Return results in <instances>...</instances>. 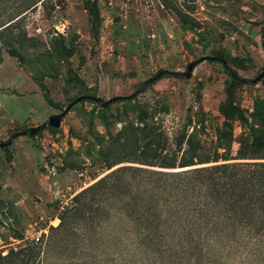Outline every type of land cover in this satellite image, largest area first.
Masks as SVG:
<instances>
[{"label": "rangeland", "instance_id": "1", "mask_svg": "<svg viewBox=\"0 0 264 264\" xmlns=\"http://www.w3.org/2000/svg\"><path fill=\"white\" fill-rule=\"evenodd\" d=\"M91 1L0 0V24L15 21L0 37V142L16 136L0 149V264H264V230L222 225L152 241L113 213L92 229L81 217L54 229L72 197L106 171L101 151L128 158L146 126L171 150L186 132L211 150L221 136L219 152L231 157L264 156L253 147L255 136L264 140V78L231 86L211 61L107 109L81 101L59 128L25 135L79 96H129L161 70L182 73L203 57H226L243 78L264 71V0H97V31Z\"/></svg>", "mask_w": 264, "mask_h": 264}, {"label": "trees", "instance_id": "2", "mask_svg": "<svg viewBox=\"0 0 264 264\" xmlns=\"http://www.w3.org/2000/svg\"><path fill=\"white\" fill-rule=\"evenodd\" d=\"M40 1L30 0L29 5L32 7ZM88 10L97 31V0L91 1ZM13 21L0 24V37L3 31L12 29ZM7 52L17 56L14 50L7 48ZM214 58L228 66L226 57ZM37 84L51 103L45 84L42 81ZM236 84L240 83L231 80V86ZM233 111L240 113L238 108ZM144 131L142 141L132 143L128 158L109 160V148L101 151L106 171L72 197L60 212V223L54 229L63 227L68 219L74 221L80 217L92 229L98 215L113 213L118 225L123 224L135 236L152 241L164 235L190 237L222 225L250 232L264 230V156L231 157L219 152L221 136L219 144L211 150L199 145L186 132L176 137L171 150L163 133L147 126ZM253 147L256 153L264 149L262 136L254 137ZM123 163L138 167L120 166ZM11 255L12 252L2 259Z\"/></svg>", "mask_w": 264, "mask_h": 264}, {"label": "water", "instance_id": "3", "mask_svg": "<svg viewBox=\"0 0 264 264\" xmlns=\"http://www.w3.org/2000/svg\"><path fill=\"white\" fill-rule=\"evenodd\" d=\"M262 43H263V47H264V22H263V28H262ZM217 60L218 59L214 58V57L200 58L199 60H196V61L188 64L185 72H182V73L168 71V70H161L155 76L146 80L139 89L134 91L129 96H113L109 99H102V98H99L97 96H92V95L79 96L73 102H71L61 114L56 115V116H51L49 118V120L41 126L28 129L27 131H25V135H28L30 137H34L38 133H40L46 129H50V128L57 129V128H59L62 119L69 113L70 109L81 101H91L96 106H98L99 108L106 109L111 104H114L116 102L131 100V99L139 96L140 94H142L147 89V87L149 85L154 84L155 82H157L161 78L168 77V78H174V79H190L192 76V73H193V71L197 65H199L200 63H202L204 61L217 62ZM223 67H224L226 74L229 76V78L231 80H233L234 82H237L240 84H257L258 82H260L264 78V71L261 72L255 78L248 79V78H243V77L239 76L237 73H235L231 68H229L225 64L223 65ZM15 137L16 136H11L6 142H0V149L3 150L5 148H8L12 144V141L15 139Z\"/></svg>", "mask_w": 264, "mask_h": 264}]
</instances>
